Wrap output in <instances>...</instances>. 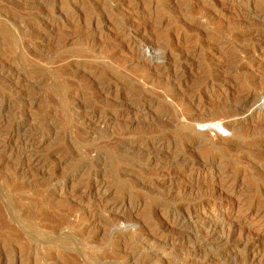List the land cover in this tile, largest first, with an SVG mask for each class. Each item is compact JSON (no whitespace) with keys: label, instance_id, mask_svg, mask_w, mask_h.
<instances>
[{"label":"rangeland","instance_id":"374dc122","mask_svg":"<svg viewBox=\"0 0 264 264\" xmlns=\"http://www.w3.org/2000/svg\"><path fill=\"white\" fill-rule=\"evenodd\" d=\"M0 223V264H264V0H0Z\"/></svg>","mask_w":264,"mask_h":264},{"label":"bare ground","instance_id":"6f19581e","mask_svg":"<svg viewBox=\"0 0 264 264\" xmlns=\"http://www.w3.org/2000/svg\"><path fill=\"white\" fill-rule=\"evenodd\" d=\"M4 222H5V221H4ZM0 224H2V223H0ZM3 224H4V223H3ZM5 224H6V223H5ZM8 224H9V223H8ZM8 224H7V226H8ZM1 226H2V225H1ZM3 226H4V225H3ZM7 226H6V227H7ZM8 230H9V229H8ZM8 230H7V231H8ZM16 236H17V235H16ZM15 238H16V237H15ZM254 256H255V255H254Z\"/></svg>","mask_w":264,"mask_h":264}]
</instances>
